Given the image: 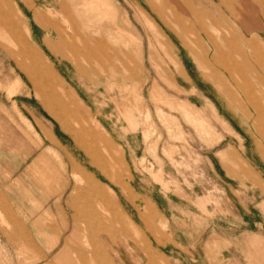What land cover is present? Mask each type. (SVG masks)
<instances>
[{
  "label": "rangeland",
  "instance_id": "obj_1",
  "mask_svg": "<svg viewBox=\"0 0 264 264\" xmlns=\"http://www.w3.org/2000/svg\"><path fill=\"white\" fill-rule=\"evenodd\" d=\"M256 6L0 0V264H264ZM49 65L88 112L29 69ZM93 119L116 147L87 134ZM90 175L115 190L136 232L112 219ZM93 214L101 223L87 224Z\"/></svg>",
  "mask_w": 264,
  "mask_h": 264
},
{
  "label": "crops",
  "instance_id": "obj_2",
  "mask_svg": "<svg viewBox=\"0 0 264 264\" xmlns=\"http://www.w3.org/2000/svg\"><path fill=\"white\" fill-rule=\"evenodd\" d=\"M256 4H257V11L258 10H263L262 12H264V6L261 4V0H255ZM32 71H36V72H41L44 73L45 75V80L52 84L55 87H60V97H62L63 100H65V102L73 104L74 107H72V110L74 111H81L82 109L86 112H88L90 109L87 107L85 101L83 98H81L75 89H73L72 87H69L66 85V81H64V79L58 74L57 71H55L54 67L52 65L49 66H36L34 68H29ZM77 69V68H76ZM78 73H80L77 70ZM82 78L85 77L82 73H80ZM87 78V77H86ZM262 107V106H261ZM262 111H264V106L262 108ZM262 114V115H260ZM258 116H262V118L260 117V119L264 122V117H263V113L258 112ZM84 118V117H83ZM93 125L96 127V129L94 130L93 128L87 129V134L96 142H106V144L108 145L109 148H113L114 146L116 147V144L114 142H112L108 130L106 129V127H104L101 122L98 120H92ZM98 130V131H97ZM262 137L264 138V131L262 132ZM262 148H264V143L262 144ZM113 154V155H112ZM110 154L111 155V160L113 159V163L111 162V169L114 166V163L117 162L116 158L122 159L120 153L116 152V149L113 151V153ZM262 163L264 164V154H263V158H262ZM74 167L75 164H73ZM247 169V173L250 176L251 180L253 183H258L260 182L261 185H263L258 177V175L256 173H254V171L252 169L248 167H246ZM264 169V168H262ZM259 169V171L262 173L263 170ZM263 174V173H262ZM85 178L88 181V186L89 188L92 190L93 194L96 195L97 199H101L103 202H111L113 204V212H112V219L116 222L119 223L120 227L123 230H133V231H137L138 227L137 224L135 222V220L131 219L126 213L123 212V210L121 209L120 204H118L117 202H115L113 200L114 196H115V190L113 188H111L109 185H102V183L99 182V180L95 177V176H85ZM263 181V180H262ZM123 188V191L126 193L127 188ZM132 191V190H131ZM88 206V205H87ZM91 206V205H90ZM154 207V203L151 200H148L147 202V215L150 213L151 208ZM94 218V219H93ZM93 218L88 220V223H94L95 225H97V221L98 223H101V218L99 216H96L93 214ZM147 218V217H146ZM147 221L149 219H146ZM84 224H75L74 228L70 231L72 232H80L85 230L82 226ZM94 232L99 233V231H101L103 229V226H97L94 227ZM263 233L259 234V236L264 238V230H262ZM146 249L148 250V247H146ZM68 252V250H67ZM156 254H158L156 252ZM148 255V257H147ZM146 258H147V263L153 259V257L151 255L153 254H148L147 252Z\"/></svg>",
  "mask_w": 264,
  "mask_h": 264
},
{
  "label": "bare ground",
  "instance_id": "obj_3",
  "mask_svg": "<svg viewBox=\"0 0 264 264\" xmlns=\"http://www.w3.org/2000/svg\"><path fill=\"white\" fill-rule=\"evenodd\" d=\"M26 1V0H25ZM32 11H33V16H34V18L36 19V20H40L39 19V12L38 11H36L35 9H31ZM71 245V244H70ZM66 251V250H65ZM68 255V254H67ZM60 257H61V255H60ZM59 257V258H60ZM63 257V256H62ZM65 257H66V255H65ZM60 260H61V258H60ZM59 261V260H58ZM63 262H64V260H62ZM64 264V263H63ZM67 264V263H66ZM70 264H72V262L70 263ZM75 264V263H74ZM79 264H99V261H97V262H91V260L89 259V260H81V261H79Z\"/></svg>",
  "mask_w": 264,
  "mask_h": 264
}]
</instances>
